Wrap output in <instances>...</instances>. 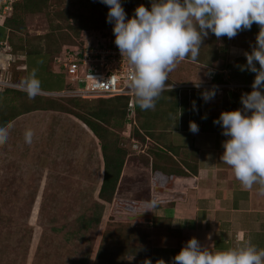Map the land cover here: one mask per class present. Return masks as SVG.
Masks as SVG:
<instances>
[{
  "label": "rangeland",
  "instance_id": "1",
  "mask_svg": "<svg viewBox=\"0 0 264 264\" xmlns=\"http://www.w3.org/2000/svg\"><path fill=\"white\" fill-rule=\"evenodd\" d=\"M14 1L1 0L0 24L11 14ZM25 27L31 35L42 34L48 27L47 18L41 13L29 15ZM6 34L5 29H0V39ZM243 44L247 47V43ZM8 51L4 43L0 45V72L12 70V61L3 56ZM68 97L84 105L94 102ZM9 124L12 127L8 139L0 143V264H106L110 257L126 264L130 255H140L137 251L142 242H137L132 234L130 238L123 235V230L121 235L108 239L97 257L105 229L129 224L140 232H149L150 225L139 220L132 209L121 207L117 200L106 203L97 198L102 156L98 141L80 120L61 111H33L19 115ZM137 126L136 121L129 129L124 121L115 131L129 151L124 169V177L131 184L128 188L135 190L136 186L144 193L150 160L147 154L131 149L133 128ZM29 128L33 131L30 144L24 140ZM148 141L143 143L148 145ZM165 239L161 237L159 245ZM141 255L139 264H151L149 258Z\"/></svg>",
  "mask_w": 264,
  "mask_h": 264
},
{
  "label": "clouds",
  "instance_id": "2",
  "mask_svg": "<svg viewBox=\"0 0 264 264\" xmlns=\"http://www.w3.org/2000/svg\"><path fill=\"white\" fill-rule=\"evenodd\" d=\"M149 2V7L139 4L132 15L126 16L121 0H100L108 9L106 22L112 25L114 43L130 67L127 88L141 110L155 108L162 92L172 87L167 83L168 74L180 61H195L210 33L218 40L232 39L240 31L250 30L253 24L259 26L255 45L243 53L245 63L239 65L241 71L254 73L251 89L241 94V107L221 111L213 123L220 126L226 138L221 142L223 151L219 160L230 167L243 188L259 185L264 191V0ZM195 86L199 87V83ZM20 90L30 99L39 94L40 81L35 72L21 82ZM215 95V89L201 93L206 102ZM11 127L0 124V143L8 139ZM189 130L197 133L198 125L190 121ZM32 138L33 131L26 129L25 142L30 144ZM156 204L152 200L145 204L144 210ZM171 264H264V249L249 242L212 251L197 238L190 237L172 256Z\"/></svg>",
  "mask_w": 264,
  "mask_h": 264
},
{
  "label": "trees",
  "instance_id": "3",
  "mask_svg": "<svg viewBox=\"0 0 264 264\" xmlns=\"http://www.w3.org/2000/svg\"><path fill=\"white\" fill-rule=\"evenodd\" d=\"M121 4L126 16L132 15L134 8L139 4L145 7L150 6L149 0H121ZM62 5H64L63 8ZM11 6V14L5 16L0 24V29L3 28L7 32L6 37L0 41L9 45L13 55L10 81L21 84L26 77L35 72L36 78L40 81V92L30 99L20 88L7 86L0 90V124H9L19 115L33 111H61L76 117L98 141L102 156V177L97 198L110 203L114 196L118 195L124 179V166L129 157L128 149L122 146L117 134V129L126 121L129 96L121 94L85 97V99H94V102L84 105L68 96L46 93L68 86L66 78L55 64L56 54L62 45L79 44L84 37L105 31L114 35L112 25L106 22L107 6L100 3V0H16ZM37 13L46 16L48 27L42 34L31 35L26 31L25 19ZM217 52L218 39L210 33L203 40L199 56L195 61L209 63L210 66L215 67V63L206 59ZM218 67L220 70L227 68L224 64ZM211 80L222 81V74L215 71ZM177 90L173 88L167 91L171 96L167 104L165 103V107L159 103L158 99L153 110H141L134 101L138 126L133 128L132 135L141 142H145L146 137L148 140L151 139L148 141L150 142L148 153L152 156L150 168L168 175H182L187 172H184L182 163H177L170 156L169 152H172V148L164 141L166 132L157 131V123L173 112L176 116L177 110L180 109L181 114L174 121L184 127L187 120L186 112L189 111L192 121L195 118V112L200 111L201 88L190 87ZM185 167L191 173L196 171L189 164ZM96 220L99 222L98 218ZM143 221L150 225L149 232H140L129 224L105 229L97 249V257L101 256L108 239L121 235L124 230L123 235L130 238L132 234L137 242H142L141 250L137 252L150 258L151 264H161L160 260H163L165 264H171L172 256L182 245L179 242L178 246H169L166 239L175 234L179 235L180 230L171 229L170 220L164 217H151ZM152 237L157 240H152ZM161 237L166 239L159 245ZM106 264H120V262L110 257Z\"/></svg>",
  "mask_w": 264,
  "mask_h": 264
},
{
  "label": "crops",
  "instance_id": "4",
  "mask_svg": "<svg viewBox=\"0 0 264 264\" xmlns=\"http://www.w3.org/2000/svg\"><path fill=\"white\" fill-rule=\"evenodd\" d=\"M258 31L259 26L253 24L250 30L240 31L232 39L221 37L218 40V52L206 59L215 63V67L190 59L177 63L168 74L167 83L172 85L171 89L180 91L195 83L206 85L227 82L241 84L243 88L233 91L222 88L218 92L215 89L216 95L207 102L200 96V111L195 112L192 120L198 125L197 133L189 130V111L186 112L184 127L174 121L179 118L180 109L176 116L173 112L164 117L163 121L157 123V131L166 132L164 141L172 148L170 156L177 163H182L187 173L168 175L153 171L150 168L152 156L148 153L149 176L143 182L145 192L136 186L135 190L128 188L130 181L124 177L119 188L120 194L112 199L113 203L117 200L121 207L132 209V213L138 214L139 220L168 218L170 228L180 230L179 235L166 239L169 246L183 245L190 237H195L212 251L249 242L258 249H264V191L260 190L259 185H253L251 189L243 188L234 178L230 167L219 160L223 151L221 142L226 138L221 134L220 126L213 123L221 111L241 107V94L251 89L254 73L241 71L239 65L245 63L243 53L255 45ZM243 42L247 43V47ZM221 64L227 68L220 70L218 66ZM215 71L222 74V81L211 80ZM247 84L250 85L248 88ZM228 92H231V97ZM170 96L169 92H162L159 103L165 107ZM184 164L191 165L196 171L189 172ZM152 200L157 201L156 206L144 210L145 204ZM140 257L143 256L130 255L126 264H139Z\"/></svg>",
  "mask_w": 264,
  "mask_h": 264
},
{
  "label": "built area",
  "instance_id": "5",
  "mask_svg": "<svg viewBox=\"0 0 264 264\" xmlns=\"http://www.w3.org/2000/svg\"><path fill=\"white\" fill-rule=\"evenodd\" d=\"M5 7L3 5V8ZM3 43L10 49L8 44L0 41V45ZM3 56L4 58L6 56L9 61L13 60V55L10 51L5 52ZM55 64L66 78L68 86L60 91L46 93L78 98L128 95L126 124L129 129L136 125L134 97L127 88V75L130 72V67L126 60L121 58L119 50L114 43V35L105 31L96 33V35L86 36L79 44H64L59 54L55 57ZM5 69L1 68V70L6 71ZM7 86L20 88V84L10 81V71H2L0 72V90ZM182 86L186 85H178V87ZM189 86L201 88L204 91L216 89L217 92L222 88L233 91L243 87L241 84L238 85L232 82L199 84V87H196L195 84ZM130 136L129 132L128 137ZM131 146L133 151L148 155V147L145 143L131 138Z\"/></svg>",
  "mask_w": 264,
  "mask_h": 264
},
{
  "label": "water",
  "instance_id": "6",
  "mask_svg": "<svg viewBox=\"0 0 264 264\" xmlns=\"http://www.w3.org/2000/svg\"><path fill=\"white\" fill-rule=\"evenodd\" d=\"M211 75H212V72H211ZM228 96L231 97V92H228Z\"/></svg>",
  "mask_w": 264,
  "mask_h": 264
}]
</instances>
